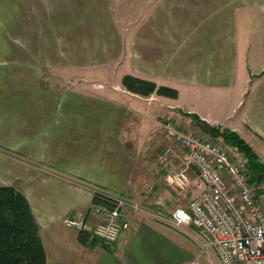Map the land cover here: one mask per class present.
<instances>
[{
  "label": "crops",
  "instance_id": "crops-1",
  "mask_svg": "<svg viewBox=\"0 0 264 264\" xmlns=\"http://www.w3.org/2000/svg\"><path fill=\"white\" fill-rule=\"evenodd\" d=\"M0 51H29L36 68L0 72V187L28 201L46 264H218L168 221L202 187L194 172L186 192L168 186L161 126L233 131L264 164V0H0ZM125 75L178 96L131 94ZM93 190L139 206L115 243L64 224Z\"/></svg>",
  "mask_w": 264,
  "mask_h": 264
},
{
  "label": "built area",
  "instance_id": "built-area-1",
  "mask_svg": "<svg viewBox=\"0 0 264 264\" xmlns=\"http://www.w3.org/2000/svg\"><path fill=\"white\" fill-rule=\"evenodd\" d=\"M163 132L180 152L174 155L178 166L170 157L164 158L162 168L169 171L168 185L179 193L186 192L194 172L202 187L186 208L172 211L170 225L190 227L200 250L214 255L218 264H264V182L253 180L242 152L182 131L171 120L165 121ZM127 208L139 210L130 200L93 190L90 209L64 224L112 244L129 229L123 216ZM89 213L96 220L93 226L85 223Z\"/></svg>",
  "mask_w": 264,
  "mask_h": 264
},
{
  "label": "trees",
  "instance_id": "trees-1",
  "mask_svg": "<svg viewBox=\"0 0 264 264\" xmlns=\"http://www.w3.org/2000/svg\"><path fill=\"white\" fill-rule=\"evenodd\" d=\"M121 85L127 92L149 97L152 94L176 99L178 93L168 87L125 75ZM196 122L201 123L196 115ZM213 139L236 147L248 161V169L254 181L264 182V164L253 149L235 132L213 128L209 133ZM38 226L25 196L14 187H0V264H46L44 249L38 234Z\"/></svg>",
  "mask_w": 264,
  "mask_h": 264
},
{
  "label": "rangeland",
  "instance_id": "rangeland-1",
  "mask_svg": "<svg viewBox=\"0 0 264 264\" xmlns=\"http://www.w3.org/2000/svg\"><path fill=\"white\" fill-rule=\"evenodd\" d=\"M30 56H31V53L29 51H0V72H3L5 69H7L8 70L7 72L9 74L8 77H15V74H14L15 72H16L17 77H32L34 75V71H35L36 68H34V66L31 65L32 64V61L30 59ZM38 68L40 69V71H39V76L40 77H69L68 72L61 73V75H60L58 72H50V71H48V69L45 68V67H42V69L40 67H38ZM74 73L75 72H70V74H71L70 77L77 76V75H74ZM62 74H64V75H62ZM0 77H1V73H0ZM86 77L92 79L95 76L94 75H91V76H86ZM107 84H108V86H111V83L110 82H108ZM6 100L9 101L11 99H6ZM182 116L184 117L183 114H182ZM176 117H178V116H176ZM191 117H193V116H191ZM168 120L173 121L176 124V126L178 127V125H177L178 123H177L175 117H172V116L171 117H168V119L166 120V122ZM193 121L195 122V119L194 118H193ZM164 123H162V124H164ZM161 129H162L161 134L164 137V139L166 140V141L164 140V144L166 145V146L164 145L165 146L164 147V150L165 151H169L170 152L169 154H172V153L173 154H179L180 152H179V149L176 147V145L172 144L164 136V133H163V125L161 126ZM188 129H182V131L194 132L199 138L204 139V140H207V141H211V142H214V143H217V144L223 143L221 139H217V140L214 139L215 141L209 139L208 136H206V132H204L202 130L201 126L197 130H195L193 128L192 129H189V130ZM207 134H209V133H207ZM224 145H226V144H224ZM169 154L164 155L162 158H160V160L158 159V163L160 164V161L162 160L163 161L162 162V165H164V162H165L164 161V158L169 157L170 156ZM1 155H3V154H1V150H0V156ZM19 160L22 161L21 159H19ZM22 162H24V161H22ZM175 164L176 165H179V161H177L176 163H174V165ZM165 171H166L165 174H166V176L168 178L169 171H168V169L165 170ZM165 184H166V181H165ZM198 251L200 252L201 250L198 249ZM207 259L210 262V263L207 262L208 264H216V262L215 261L212 262V260L210 258H207Z\"/></svg>",
  "mask_w": 264,
  "mask_h": 264
},
{
  "label": "water",
  "instance_id": "water-1",
  "mask_svg": "<svg viewBox=\"0 0 264 264\" xmlns=\"http://www.w3.org/2000/svg\"><path fill=\"white\" fill-rule=\"evenodd\" d=\"M201 128L206 133H210L211 130H212V127L210 125H208L207 123H205V122L201 123Z\"/></svg>",
  "mask_w": 264,
  "mask_h": 264
}]
</instances>
